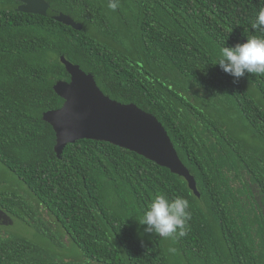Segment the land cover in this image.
<instances>
[{
  "label": "trees",
  "instance_id": "obj_1",
  "mask_svg": "<svg viewBox=\"0 0 264 264\" xmlns=\"http://www.w3.org/2000/svg\"><path fill=\"white\" fill-rule=\"evenodd\" d=\"M44 1L46 16L0 0V162L26 186L0 193V210L31 226L39 212L19 210L33 199L72 251L10 232L0 234V264H264V75L233 83L215 65L224 44L262 34L252 28L260 0H120L115 12L107 0ZM60 56L161 123L199 197L181 176L108 142L81 139L56 157L41 116L63 102L52 89L69 79ZM158 193L189 201L185 237L143 232Z\"/></svg>",
  "mask_w": 264,
  "mask_h": 264
},
{
  "label": "water",
  "instance_id": "obj_2",
  "mask_svg": "<svg viewBox=\"0 0 264 264\" xmlns=\"http://www.w3.org/2000/svg\"><path fill=\"white\" fill-rule=\"evenodd\" d=\"M17 10L46 16L49 5L44 0H15ZM52 19L80 31L82 25L70 16L58 13ZM68 80H58L54 93L63 100L58 109L47 110L41 119L52 128L55 136L53 151L60 158L65 146L81 139L108 142L134 151L171 173L181 176L193 195L199 197L194 177L179 159L167 132L150 113L133 103L123 104L104 95L90 73L59 57ZM11 224L0 210V226ZM22 229V225H19Z\"/></svg>",
  "mask_w": 264,
  "mask_h": 264
},
{
  "label": "clouds",
  "instance_id": "obj_3",
  "mask_svg": "<svg viewBox=\"0 0 264 264\" xmlns=\"http://www.w3.org/2000/svg\"><path fill=\"white\" fill-rule=\"evenodd\" d=\"M119 5L120 0H107V7L113 12ZM252 28L259 30L262 34L248 35L246 42L237 43L234 46L224 44L218 52L215 65L233 77V83H237L246 73L264 75V0H260V8ZM189 209L190 203L186 198L179 195L169 198L166 194L158 193L143 209L139 225L144 226V233L176 240L188 234L191 220ZM6 217L14 218L7 214ZM168 251L175 253L176 248L169 247Z\"/></svg>",
  "mask_w": 264,
  "mask_h": 264
},
{
  "label": "rangeland",
  "instance_id": "obj_4",
  "mask_svg": "<svg viewBox=\"0 0 264 264\" xmlns=\"http://www.w3.org/2000/svg\"><path fill=\"white\" fill-rule=\"evenodd\" d=\"M0 183V193L7 190H12L11 192H16L14 190L19 188V191L23 194L24 190L26 189V186L23 184V182H20L18 178L13 173H11L1 162ZM23 201L25 207H23L24 209H20L19 212L25 213V210L27 209V211L33 213L32 209H34L35 211L39 212L38 216L40 221H38V217L35 216L32 217V220H35V222H32L27 215L26 219L30 220L31 223V226H28L17 219H9L8 217V219L11 220L12 223H6L3 226H0V228H2L0 234L8 235L11 232L14 234L22 235L30 239H34L35 241L32 243L43 248L48 247V245H50L52 241L57 240L63 244H66V246L68 247L67 253H70L72 251V247L70 246L65 236L57 229V225L52 216L47 214V212L42 207L38 206L33 199ZM43 224H45V226H43ZM19 225L23 226L22 229L19 228L21 227ZM51 253L54 254L55 252L51 250ZM60 253L58 250L56 254ZM54 258L58 257L56 256Z\"/></svg>",
  "mask_w": 264,
  "mask_h": 264
},
{
  "label": "flooded vegetation",
  "instance_id": "obj_5",
  "mask_svg": "<svg viewBox=\"0 0 264 264\" xmlns=\"http://www.w3.org/2000/svg\"><path fill=\"white\" fill-rule=\"evenodd\" d=\"M18 5H19V3H18Z\"/></svg>",
  "mask_w": 264,
  "mask_h": 264
}]
</instances>
